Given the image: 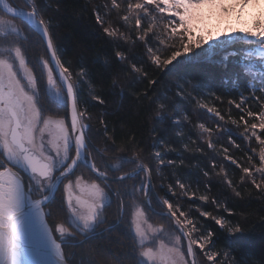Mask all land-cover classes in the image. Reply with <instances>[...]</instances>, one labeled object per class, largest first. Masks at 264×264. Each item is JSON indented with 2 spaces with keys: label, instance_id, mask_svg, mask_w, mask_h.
<instances>
[{
  "label": "snow or ice",
  "instance_id": "6c2138e0",
  "mask_svg": "<svg viewBox=\"0 0 264 264\" xmlns=\"http://www.w3.org/2000/svg\"><path fill=\"white\" fill-rule=\"evenodd\" d=\"M42 2L23 0L22 4H15L0 0V264H73L64 250L65 239L77 234L86 240L94 236L98 226L107 222L106 210L114 196L121 197L117 218L105 231L121 223L126 226L131 240L130 264H196L198 254L210 264H230V254L214 248L216 233L206 228L200 218L211 219L220 230L232 234L239 233L240 227L213 211L203 210L196 215L170 199L168 192L176 201L197 198L192 185L180 179L175 182L179 195L172 185L165 191L161 184L165 195L158 196L152 180L153 166L141 162L139 152H133L131 157L125 154L126 149L117 144L114 134L109 135L106 113L98 117L103 135L95 133L89 123V100L101 105L105 100L85 67L61 58L53 35L55 25L50 16L44 15ZM258 6L259 0H233L230 6H226V0H110V6L98 5L94 13L103 34L110 38L117 36L120 27L131 25L128 32L135 34L134 42L146 50L145 59L131 64L129 71L133 73L142 72L147 77L152 65L156 69L193 65L211 60L221 51L225 53L224 60L237 61L246 86H238L237 92L227 99L225 93L216 92L192 99L215 124V128L198 124L201 135L208 136L207 148L215 151V145L221 144L223 159L242 173L241 186L250 183L264 194V11L251 27L215 34L203 27L202 12L205 8H220L224 14H231ZM101 7L108 11L102 13ZM113 12L119 19L109 23L104 17H111ZM33 37L39 38L37 43L43 42L46 53L38 58L39 72L28 56L27 43ZM115 57L118 61L128 59L122 51H116ZM149 83L155 85L157 81ZM110 87L120 85L113 80ZM225 103L227 112L222 107ZM158 107L162 111L164 104ZM156 119L163 122L172 117L158 112ZM228 124L242 129L240 136L249 142L251 154L246 153V164L239 163L230 153L232 147L241 148L231 135L227 145L211 139L217 130H223L219 135L230 132ZM101 139L103 147H97ZM252 141L259 146L258 151L251 146ZM169 151L165 148L163 154ZM163 154L158 150L153 157L159 162L155 167L157 174L174 164L171 159L166 162ZM257 156L258 162L253 163ZM212 161L215 169V156ZM128 165L132 167L126 168ZM81 169L89 172L88 178ZM220 174L235 195L241 196L223 166H219L217 175ZM203 175L208 177L209 172L205 170ZM127 181L133 184L129 187ZM113 183L120 188L113 190ZM61 188L64 219L50 224V213L44 207L55 200ZM136 192L144 198L136 200ZM124 196H132L133 202L125 204ZM198 199L209 202L210 198L201 194ZM210 203L216 209L224 208L217 198ZM124 208L129 211L124 213ZM149 212L160 218L159 224L152 222ZM113 258L115 264H125L129 259ZM81 264L94 261L82 260Z\"/></svg>",
  "mask_w": 264,
  "mask_h": 264
},
{
  "label": "trees",
  "instance_id": "16d2710c",
  "mask_svg": "<svg viewBox=\"0 0 264 264\" xmlns=\"http://www.w3.org/2000/svg\"><path fill=\"white\" fill-rule=\"evenodd\" d=\"M106 3L110 6V0H43L41 4L44 15L50 16L55 25L53 35L61 58L72 61L74 66L85 67L97 82V91L101 92L105 100L102 105L89 100V110L92 115L89 123L93 125L95 133L103 135V126L98 123V117L106 113L104 119L107 121L109 135L114 134L117 144L126 149L125 154L131 157L133 152H139L141 162L153 166L152 180L158 196L163 197L169 185H172L179 195L180 190L175 184L177 179L186 185H192L191 190L193 189L196 195L207 194L210 198L209 202L198 199V196L192 201H187V197L176 201L171 192L167 193L170 199L182 204L185 209H191L196 215L203 210L213 211V214L224 216L231 225L242 229L239 233L232 234L227 230H220L219 226L215 225L211 219L200 218L206 228L216 233L214 248L230 254V264H264V194H260L250 183H243L241 186L242 173L235 165L226 163L224 165L221 159L216 158L215 162L218 167L213 169L212 159L210 162V158L213 156H209L205 147L201 148L197 144L198 149L203 151L199 156L184 150L176 143V138L168 126L167 119L163 122L156 119L158 112L164 116H169L172 113L173 105L169 104L172 107L168 105L163 94L167 93L168 95L176 88L183 89V92L180 91V97L184 100H181L179 105L182 106L192 123L195 121L190 113L191 108L195 105L193 97L199 99L201 96L207 97L216 92L225 93L226 99L231 98L237 92L238 86L240 88L246 86V77L240 73L237 61L233 58L224 60L225 53L222 52L211 60L193 65H181L177 68L156 69L155 65H152V70L148 71L147 77L142 72L133 73L129 71L131 64L145 59L146 50L140 46L139 42H134L135 34L128 32L130 24L120 27L115 38L103 34L100 25L96 23L94 9L98 5L103 6ZM100 10L102 13L108 11L103 7ZM104 18L109 23L119 19L114 12L111 17L105 16ZM120 23L122 24L123 21ZM112 26L119 27L116 24ZM121 33L132 38H122ZM36 41L37 39L33 37L32 43H35V49H27L33 64L36 63L34 60L35 51L46 56L42 44ZM115 44H119L120 47L116 48ZM116 51L124 52L128 59L118 61L115 57ZM131 57H135V60ZM30 66L32 65L30 64ZM137 67L140 65L137 64ZM144 67L147 68L148 65H144ZM37 72L39 71L37 70ZM113 80H116L120 87L115 89L110 87ZM149 80H155L157 83L152 85ZM164 101L167 102V105L164 106V109L168 111L166 113L165 110L161 111L158 107ZM222 107L227 112V104L225 103ZM235 114L236 110L233 109V115ZM180 120H183L182 115H180ZM186 127L191 129L189 125ZM227 127L231 129L226 133L228 136L231 135L241 147L249 148L248 143L246 145L244 140H240L242 129H237L231 124H228ZM191 131L188 130V133L197 139L196 131L194 129V133ZM163 133L166 136L161 138ZM158 139L162 144L158 150L162 154L165 148L171 149L163 154V158L166 162L169 159L173 160L174 164L162 169L157 174L155 167L159 162L153 157L158 150L156 146L153 147V144L155 142L157 145ZM165 144L169 146L165 147ZM193 145L195 146L194 142ZM97 147H103L102 139L98 141ZM127 149L132 150L127 151ZM231 151L235 153L239 163L246 164L247 157L242 148L241 150L231 148ZM196 161L201 163L203 170L200 167H195ZM223 165L237 185L241 196L237 197L232 188L224 183L223 174L217 175L219 166ZM131 167V165L126 166V168ZM205 170L209 172L208 177L203 175ZM80 171L86 178L89 177V172L86 169ZM127 184L130 187L133 181H127ZM161 184L164 185L165 191L160 190ZM119 188V184H112L113 190ZM61 192L62 189L57 192L55 200L44 207L45 212L50 213L47 217L50 224L63 222L65 209L58 205V201H62ZM136 194L137 192L134 197ZM212 198H217L227 211H224V208L216 209L215 205L210 203ZM120 199V196L113 197L111 207L106 210L107 222L98 226L94 236L86 240L84 236L77 234L65 239L64 250L73 264H81L82 260L85 262L94 261V264H115L114 256H127L129 259L125 260V264H130L131 240L126 226L121 223L117 228L105 231L109 223L116 221ZM132 199V196L123 197L124 203L128 205L132 203ZM123 211L127 213L129 209L124 208ZM148 215L152 217V222L160 223L159 217L153 216L151 212ZM197 259L199 264H210L201 254H198Z\"/></svg>",
  "mask_w": 264,
  "mask_h": 264
},
{
  "label": "rangeland",
  "instance_id": "374dc122",
  "mask_svg": "<svg viewBox=\"0 0 264 264\" xmlns=\"http://www.w3.org/2000/svg\"><path fill=\"white\" fill-rule=\"evenodd\" d=\"M13 2L15 4H22L23 0H13ZM232 2H233V0H226V6H230L232 4ZM261 11H264V0H259V6L258 7H248L246 9H244L243 12H239V10L237 9V10L233 11L231 14H224L222 9H220V8H205L202 10V12L205 14L204 19H203V27L206 28L208 31H212L213 34H215L217 31H226V30H231V29H235L238 31L240 28L251 27L252 21L259 16ZM17 22L19 23V21H17ZM34 38H36L37 40L39 39L37 37H34ZM32 42H33V39L27 43V49H30V50L35 49V43H32ZM41 42L42 41H40V44H42V46H43V42L42 43ZM222 52L223 51H221L218 54H222ZM41 56H44V55L38 54V52L35 51L34 60L36 62L35 64H37V70L38 71H39V65H38L37 61H38V58ZM180 94L181 93H180L179 88H176L174 91L173 90L170 91L168 95H167V93L163 94V97L167 99L168 105L169 104L173 105V111L169 115L172 117V120H167V121L169 122L168 126H170V130H172L174 133V136L176 138V143L178 145H180V147H182L184 150L189 151L191 153H194V155H196V156H199L200 153L202 154V152H203L202 149L201 150L198 149V147H197V144H198V146L201 148L205 147V150H207V153L209 154V156L211 155V156H215L218 159H221L223 161L224 165H225V163L233 165V164H231L230 161L223 159V154L220 152L221 144L218 143L215 145V151L207 148L206 140L208 139V136H207V134L201 135V130L198 128L199 123H205L206 126H211V127L215 128V124L213 123V118L209 114H207L206 110L199 109L195 103V105H193V107L190 110L191 117H193L195 119V121H194V123L190 122L189 116L186 114L185 111H183L182 106L179 105V104H181L180 101L184 100L180 97L181 96ZM167 102L164 101L161 104H164V106H166ZM171 105H169V106L172 107ZM164 110H165V113L168 112L166 109H163V111ZM49 114H53V113H49ZM180 115H182L183 120H180ZM186 125H189L191 127V129L187 128L188 126L186 127ZM193 129L196 131V134L199 135V136L197 135V139H195L193 136H191L188 133V130H192L191 132L194 133ZM222 131L223 130H217L212 135L211 139L212 140H220L223 145H227L228 144V135L226 133H224L223 135L218 134ZM163 136L165 137L166 134L163 133L160 137L163 138ZM240 140H243V139L241 138ZM160 142L161 141H159V139H158L157 145H156L157 150L158 149L160 150L159 146H162V144ZM193 142L195 143V146L193 145ZM244 143L246 145H247V143L249 144L248 141L247 142L244 141ZM168 146L169 145L165 144V147H168ZM251 146L256 147L257 151L259 150V146L255 143V141L251 142ZM232 148H234V147H232ZM241 148L244 150L246 157H247L246 153L251 154L249 152V148H245V147H241ZM241 148H240V150H241ZM230 153L237 159V156H235V153H232L231 148H230ZM196 159L198 160V157ZM211 159L212 158H210V162H211ZM257 162H258V156L253 161V163H257ZM211 163H213V162H211ZM194 165H195V167H197V168L200 167L201 170H203L200 162L196 161L194 163ZM224 169H226L225 166H224ZM225 172L227 173L228 177L230 178V175L228 174L227 169ZM191 191H194V190L192 189ZM201 194L199 193L196 196L199 197ZM134 198L136 200H142L144 197H143L142 193L137 192V194L135 195ZM132 202H133V199H132ZM158 211H159V209H158ZM153 223L158 224L156 222H153ZM197 263H199V262L197 261Z\"/></svg>",
  "mask_w": 264,
  "mask_h": 264
},
{
  "label": "bare ground",
  "instance_id": "6f19581e",
  "mask_svg": "<svg viewBox=\"0 0 264 264\" xmlns=\"http://www.w3.org/2000/svg\"><path fill=\"white\" fill-rule=\"evenodd\" d=\"M62 189V188H61ZM57 194V193H56ZM61 194H62V192H61ZM61 194H60V197L62 198V196H61ZM58 205L60 206V207H62V208H64L63 207V205H62V201H58ZM45 211V210H44ZM158 211V210H157ZM198 255L195 257V259H196V264H199V263H197V261H198Z\"/></svg>",
  "mask_w": 264,
  "mask_h": 264
},
{
  "label": "water",
  "instance_id": "95a60500",
  "mask_svg": "<svg viewBox=\"0 0 264 264\" xmlns=\"http://www.w3.org/2000/svg\"><path fill=\"white\" fill-rule=\"evenodd\" d=\"M12 2H13V0H12Z\"/></svg>",
  "mask_w": 264,
  "mask_h": 264
}]
</instances>
